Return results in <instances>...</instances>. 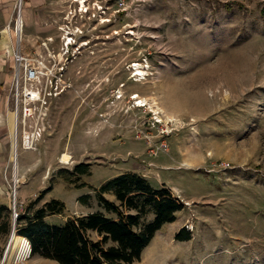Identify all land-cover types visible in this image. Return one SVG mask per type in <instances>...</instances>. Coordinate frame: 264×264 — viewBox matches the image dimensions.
Returning <instances> with one entry per match:
<instances>
[{
	"label": "rangeland",
	"instance_id": "1",
	"mask_svg": "<svg viewBox=\"0 0 264 264\" xmlns=\"http://www.w3.org/2000/svg\"><path fill=\"white\" fill-rule=\"evenodd\" d=\"M20 1L23 18L27 0H15L9 36L0 31L9 41L0 49V205L10 212L0 264L25 223L13 219L15 202L32 216L59 200L64 212L47 223L63 225L102 211L97 190L129 173L185 205L135 264H264V0H86V12L74 0H34L33 30L16 36ZM18 41L45 61L39 87L52 94L42 137L31 136L34 119L24 144L19 132L17 183L8 99ZM79 164L90 168L78 178ZM183 230L187 241L176 239ZM10 264L58 263L31 255Z\"/></svg>",
	"mask_w": 264,
	"mask_h": 264
},
{
	"label": "trees",
	"instance_id": "2",
	"mask_svg": "<svg viewBox=\"0 0 264 264\" xmlns=\"http://www.w3.org/2000/svg\"><path fill=\"white\" fill-rule=\"evenodd\" d=\"M89 168L88 164H79L71 175L79 178L88 174ZM50 191H43L33 205ZM108 193L115 196L118 204L105 198ZM96 196L102 211L70 218L63 225H51L46 218L65 210V204L54 199L32 216L20 214L17 220L25 223L16 232L22 236L19 238L28 239L32 255L58 264H135L141 260L155 234L165 225L174 223L185 206L166 186L156 189L145 178L132 173L105 181ZM81 200L85 203L87 196ZM148 214L154 219L143 223ZM9 217V209L0 205V231L3 233L9 231ZM184 232L181 231L176 239L189 240V236H183ZM93 234L96 239L92 238ZM16 239L15 260L24 262L29 253L27 241L17 236Z\"/></svg>",
	"mask_w": 264,
	"mask_h": 264
},
{
	"label": "built area",
	"instance_id": "3",
	"mask_svg": "<svg viewBox=\"0 0 264 264\" xmlns=\"http://www.w3.org/2000/svg\"><path fill=\"white\" fill-rule=\"evenodd\" d=\"M19 15L21 13L22 1L19 3ZM86 12V11H85ZM17 33V26L15 28ZM11 58L13 61V90L14 92L11 95L12 99H8V102L12 100L14 112L18 116V126H17V147L19 145V132L21 134V142L24 144L29 140L27 137V127L28 122L33 120L35 121L33 125V130L31 131V136L34 139L41 138L42 134L45 132V126L41 125L42 110L47 105V97L51 96L52 92H48V89L40 88L39 85L42 83L45 75V70H48L43 59H39L36 55H30L26 53L21 45V41L17 42L15 48L11 53ZM49 81V80H48ZM53 84V81H49ZM33 109L36 110L34 113ZM30 136V137H31ZM29 148V147H27ZM13 219L16 222L19 213L17 209L16 202L14 207L11 209ZM16 233V230H15ZM29 253L27 258L24 260L26 262L30 259L32 255L31 244L26 239Z\"/></svg>",
	"mask_w": 264,
	"mask_h": 264
},
{
	"label": "crops",
	"instance_id": "4",
	"mask_svg": "<svg viewBox=\"0 0 264 264\" xmlns=\"http://www.w3.org/2000/svg\"><path fill=\"white\" fill-rule=\"evenodd\" d=\"M34 0H27L26 6H25V11H24V16H23V22H24V27L26 32L33 30V24L35 22V19L33 16L30 14L29 10V5L32 6ZM14 2L15 0H0V31L3 34V38H6L8 30L7 26L11 22L13 10H14ZM0 32V33H1ZM9 41L7 42L6 40H2L0 43V49H6L8 47ZM2 44V45H1ZM4 53V52H3ZM3 53L0 52V85L3 83V81L6 78V72L5 70H8L7 66V61L4 60L3 58ZM11 69H13V61L11 59L10 65ZM1 96V95H0ZM48 218V217H47ZM46 218V222H47Z\"/></svg>",
	"mask_w": 264,
	"mask_h": 264
},
{
	"label": "bare ground",
	"instance_id": "5",
	"mask_svg": "<svg viewBox=\"0 0 264 264\" xmlns=\"http://www.w3.org/2000/svg\"><path fill=\"white\" fill-rule=\"evenodd\" d=\"M74 2L75 3H79V6L81 7V10L80 11H84V12L86 11V4H85L86 3V0H74ZM21 10H22V8H21ZM18 17H19V20H18V26H17L16 36H17L18 32H21L23 30V27H24V22H23V18H22L21 13H20V15ZM139 74L140 73L138 72L137 75H139ZM14 113H15V117H16V123L18 125V116H17V113L16 112H14ZM27 149H24V150H27ZM18 154H19V151H18V147H17V148H15V152H14V162L16 164L17 171L19 172ZM19 178L20 177L18 176V174L14 178V179H16V182L17 183L19 182ZM16 192H17V190H15V194H16ZM16 196H17V194L14 196L15 197V200H16ZM17 245H18V241L16 239V233H12V239L10 240L9 247H8V250L5 253V256H4V259L2 261V264H10V262L12 261V259L15 258Z\"/></svg>",
	"mask_w": 264,
	"mask_h": 264
},
{
	"label": "water",
	"instance_id": "6",
	"mask_svg": "<svg viewBox=\"0 0 264 264\" xmlns=\"http://www.w3.org/2000/svg\"><path fill=\"white\" fill-rule=\"evenodd\" d=\"M14 174H15V176H17V174H18L16 164H14ZM12 233H15V226L13 227Z\"/></svg>",
	"mask_w": 264,
	"mask_h": 264
}]
</instances>
